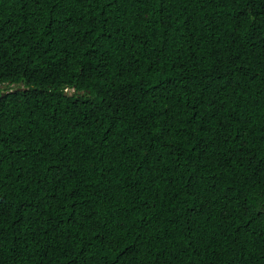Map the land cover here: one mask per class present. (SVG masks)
I'll return each instance as SVG.
<instances>
[{"label": "trees", "instance_id": "trees-1", "mask_svg": "<svg viewBox=\"0 0 264 264\" xmlns=\"http://www.w3.org/2000/svg\"><path fill=\"white\" fill-rule=\"evenodd\" d=\"M0 264H264V0H0Z\"/></svg>", "mask_w": 264, "mask_h": 264}, {"label": "water", "instance_id": "water-1", "mask_svg": "<svg viewBox=\"0 0 264 264\" xmlns=\"http://www.w3.org/2000/svg\"><path fill=\"white\" fill-rule=\"evenodd\" d=\"M20 90H22V88Z\"/></svg>", "mask_w": 264, "mask_h": 264}]
</instances>
